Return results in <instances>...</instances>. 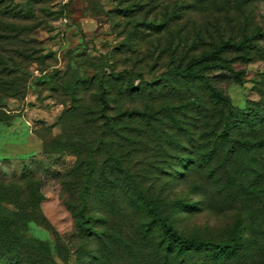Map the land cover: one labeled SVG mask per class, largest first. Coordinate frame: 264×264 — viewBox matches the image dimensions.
<instances>
[{
    "label": "rangeland",
    "instance_id": "1",
    "mask_svg": "<svg viewBox=\"0 0 264 264\" xmlns=\"http://www.w3.org/2000/svg\"><path fill=\"white\" fill-rule=\"evenodd\" d=\"M0 198L18 264H264V0H0Z\"/></svg>",
    "mask_w": 264,
    "mask_h": 264
},
{
    "label": "trees",
    "instance_id": "2",
    "mask_svg": "<svg viewBox=\"0 0 264 264\" xmlns=\"http://www.w3.org/2000/svg\"><path fill=\"white\" fill-rule=\"evenodd\" d=\"M67 5L62 6V8L66 7ZM175 72L176 71L173 70L170 71V73ZM130 87L133 88L135 86L133 85ZM208 87L214 97L220 100L223 99L221 95L213 87H211V85H208ZM140 115L146 116L147 114L145 112H140ZM242 119L249 121L250 116L246 114L242 116ZM240 122H234V125L238 127L240 126ZM139 198L142 206L146 208L151 214H153L159 221L163 238L169 246H176L186 250L200 248L214 255H225L228 253L237 252L243 248V245L236 240L215 242L204 240L199 237H184L174 229V227L170 224L168 218L162 213L161 209L157 206L156 202L153 199H150L141 193H139ZM26 230V220L21 217L18 211L7 208L0 198V248L5 247L6 250H8L12 255L15 254L13 258H10L4 264H18V256H20L22 247H32V240L27 238L24 233ZM3 238L4 240L2 241L1 239ZM133 258L136 260L135 255H133Z\"/></svg>",
    "mask_w": 264,
    "mask_h": 264
},
{
    "label": "built area",
    "instance_id": "3",
    "mask_svg": "<svg viewBox=\"0 0 264 264\" xmlns=\"http://www.w3.org/2000/svg\"><path fill=\"white\" fill-rule=\"evenodd\" d=\"M72 0H58V2L61 4V6H65L67 5L69 2H71ZM66 20V18H64Z\"/></svg>",
    "mask_w": 264,
    "mask_h": 264
},
{
    "label": "crops",
    "instance_id": "4",
    "mask_svg": "<svg viewBox=\"0 0 264 264\" xmlns=\"http://www.w3.org/2000/svg\"><path fill=\"white\" fill-rule=\"evenodd\" d=\"M12 147L15 148V149H17V150H19V151L21 149L19 146H17V147L16 146H12Z\"/></svg>",
    "mask_w": 264,
    "mask_h": 264
}]
</instances>
